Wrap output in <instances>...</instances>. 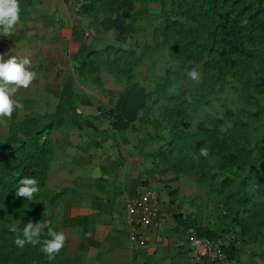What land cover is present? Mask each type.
<instances>
[{
  "label": "rangeland",
  "instance_id": "374dc122",
  "mask_svg": "<svg viewBox=\"0 0 264 264\" xmlns=\"http://www.w3.org/2000/svg\"><path fill=\"white\" fill-rule=\"evenodd\" d=\"M180 1L163 0L162 4V0H135L131 22L133 32L125 44L114 41V32H102L99 21H88L90 23L84 31L87 41L81 45L84 51L79 50L76 55L78 60L83 61L91 49L103 51L108 45L134 49L142 56L141 62L134 67V79L149 93L146 108L139 113L138 120L125 134L126 142L111 131L107 138L104 137V141H98L99 149L96 153L100 157L110 155L114 159L115 175L117 177V173H120L121 178L125 175L129 177L128 184L132 188L130 192L150 186L158 193L160 202L164 195L165 202L170 204L168 212H173V219L178 226L191 225V228L198 227L219 235L234 232L242 238V224L252 222L251 212H246L248 206L241 203V192L229 183L232 177L210 173L208 162L201 159L194 142L208 137L214 129H217L219 135L226 134L228 128L223 123L227 126L230 124V114L242 108L244 100L257 99L264 106V35L248 46L255 53H260V59L244 62L241 69L220 81L206 79L203 73L204 62L181 58L174 52L171 41L163 35L168 19L172 22H185L183 10L178 6ZM74 2L68 0L66 5L75 6ZM105 60L106 57L102 55L97 63L89 59L88 65L83 68L78 64V74L82 81L78 83L79 87H73L70 104L67 101L65 103L67 109L73 111L72 115L61 112L54 117H43L45 109L42 104L35 105L26 100L28 93L32 95L34 92L33 82L27 89H18L13 99L21 107L14 109L11 117H0L7 121L6 124H0V147L16 149L28 137L32 138L37 132L44 131L49 124L54 125L50 136L55 129H60L59 134H56L57 140L64 137V130L70 131L74 127V133L82 138L84 129L81 128L86 119L96 120L106 110L99 106L96 109L97 115L88 117L77 108L81 100L84 105L87 99L95 108L93 100L98 97V105L109 107L121 90V86L114 83L105 70ZM95 65L102 68L100 72L94 68ZM193 69L200 74L198 81L187 77V73ZM176 97L182 98L179 104L172 103ZM183 101H187V104ZM174 106L178 107V111L173 110ZM86 109L89 108L86 106ZM86 109L83 111L90 112ZM178 112L185 119L181 128H176L179 120L175 116ZM71 136L74 137L73 134ZM44 213H40L37 222L42 226L41 234L55 229L54 222ZM250 225L254 228L253 223ZM20 227L21 222L11 221L5 224L4 229L18 231ZM261 240L243 242L236 259L230 264H264V242ZM44 255L49 259L48 254ZM63 255L60 249L55 254L56 261L61 259L62 264H70Z\"/></svg>",
  "mask_w": 264,
  "mask_h": 264
},
{
  "label": "trees",
  "instance_id": "16d2710c",
  "mask_svg": "<svg viewBox=\"0 0 264 264\" xmlns=\"http://www.w3.org/2000/svg\"><path fill=\"white\" fill-rule=\"evenodd\" d=\"M76 5L77 15L99 14L102 17L99 26L105 31L114 30L116 43L128 41L133 32L134 0H77ZM178 6L183 10L185 22L168 19L163 35L181 58L204 62L206 79L220 81L241 69L244 62L259 58L260 53L248 46L264 35L263 0H181ZM80 51H84L82 47ZM102 55L106 57L105 70L121 85L114 106L102 115L126 142V132L138 120L149 99V93L133 76L134 67L141 62L142 56L134 49L108 46L102 52H88L79 63L80 68L88 65L87 60L96 62ZM94 68L98 72L102 69L99 65ZM181 99L173 98L172 103ZM183 103L187 104V101ZM176 108L174 106L173 110L178 111ZM182 116L181 112L175 116L179 120L176 128L182 127L185 120ZM228 122V126L223 123L228 128L226 134L219 135L214 129L208 137L195 141L194 146L199 153L201 149H207V157L201 159L208 162L210 173L232 177L229 183L241 192V203L248 206L246 212H251L250 224L253 223L254 228L244 222L242 238L236 235L241 245L253 239L259 242L260 238L264 242V106L257 99L244 100L243 107L235 114L231 113ZM44 129V137V131L37 132L16 149L0 147V264H62L61 259L56 261L55 255L47 259L40 250V243L35 246L25 244L22 248L14 244L17 235L23 236L24 225L28 222L36 224L40 213L60 196H50L47 191L53 158L50 134L54 125L49 124ZM25 177H34L39 182V192L31 201L15 195L19 181ZM11 221L21 222L18 231L4 229ZM189 230L200 237L213 239L219 236L198 227ZM46 238L47 234H40L41 244ZM238 249H224L226 260L234 261Z\"/></svg>",
  "mask_w": 264,
  "mask_h": 264
},
{
  "label": "crops",
  "instance_id": "0c3cea01",
  "mask_svg": "<svg viewBox=\"0 0 264 264\" xmlns=\"http://www.w3.org/2000/svg\"><path fill=\"white\" fill-rule=\"evenodd\" d=\"M67 1L19 0L20 21L16 30L11 35L0 36V54L7 53L5 59L15 55L18 59L28 57L31 60L30 70L37 75L33 80L34 92L28 93L26 100L35 105L42 104L43 117H54L61 112L73 114L65 103L70 104L73 87L82 81L76 55L87 41L84 31L88 21L102 20L97 13L77 15V0H74L75 6L66 5ZM100 29L104 33L114 32L115 41L114 30ZM97 98L93 100L95 108L87 99L84 105L81 100L77 108L88 117H95L99 106L106 110L103 114L117 100L116 97L112 99V106L107 107L98 105ZM84 108L90 112L83 111ZM81 129H84L82 138L74 133L75 127L64 130L66 134L60 140L56 137L59 128L51 135L53 158L47 191L50 196H60L44 212L54 222L55 230L65 235L61 248L63 257L70 264H215L196 258L187 242V236L193 233L189 232L191 226H178L173 212H168L170 204L166 203L164 195L161 196L166 211L163 228L149 236L146 247L135 249L130 245L123 224L125 201L140 189L130 192L129 177L121 178L120 173L115 175L114 159L96 153L98 141H104V137L113 131L107 119L104 116L92 121L87 118ZM231 262L225 259L217 264Z\"/></svg>",
  "mask_w": 264,
  "mask_h": 264
},
{
  "label": "clouds",
  "instance_id": "9594fccd",
  "mask_svg": "<svg viewBox=\"0 0 264 264\" xmlns=\"http://www.w3.org/2000/svg\"><path fill=\"white\" fill-rule=\"evenodd\" d=\"M20 21V3L19 0H0V36H7L14 33L16 26ZM0 54V117H11L14 109L21 107V104L13 99L18 89H27L36 78V72L30 70L31 60L28 57L17 58L15 55L8 56ZM187 77L193 81L200 79V74L195 70L187 73ZM7 121L0 119V124H6ZM200 155L207 157V149H201ZM38 180L34 177H25L19 181L15 195L23 197L28 201L34 198L39 192ZM42 226L28 222L24 225L23 236L17 235L14 244L18 247H24L25 244L33 246L41 243L40 234ZM47 237L43 240L41 251L48 254L49 259L63 247L65 235L63 232H57L49 229Z\"/></svg>",
  "mask_w": 264,
  "mask_h": 264
},
{
  "label": "built area",
  "instance_id": "2783aa9c",
  "mask_svg": "<svg viewBox=\"0 0 264 264\" xmlns=\"http://www.w3.org/2000/svg\"><path fill=\"white\" fill-rule=\"evenodd\" d=\"M123 224L128 240L135 249L146 247L149 236L163 228L164 214L158 193L150 186L126 198ZM189 247L196 258L219 263L226 259L224 249L239 248L240 239L233 233L222 234L213 239L195 233L187 236Z\"/></svg>",
  "mask_w": 264,
  "mask_h": 264
}]
</instances>
